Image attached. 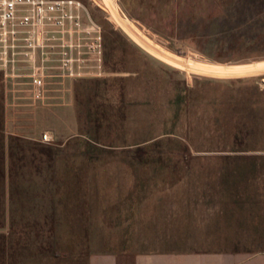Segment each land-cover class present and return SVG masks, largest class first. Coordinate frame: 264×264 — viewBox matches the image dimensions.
I'll use <instances>...</instances> for the list:
<instances>
[{
  "label": "rangeland",
  "instance_id": "obj_1",
  "mask_svg": "<svg viewBox=\"0 0 264 264\" xmlns=\"http://www.w3.org/2000/svg\"><path fill=\"white\" fill-rule=\"evenodd\" d=\"M82 1L106 74L44 104L57 145L5 128L0 73V264L264 251V0Z\"/></svg>",
  "mask_w": 264,
  "mask_h": 264
},
{
  "label": "built area",
  "instance_id": "obj_2",
  "mask_svg": "<svg viewBox=\"0 0 264 264\" xmlns=\"http://www.w3.org/2000/svg\"><path fill=\"white\" fill-rule=\"evenodd\" d=\"M0 73L15 99L61 102L68 82L105 76L104 27L82 0H0Z\"/></svg>",
  "mask_w": 264,
  "mask_h": 264
},
{
  "label": "crops",
  "instance_id": "obj_3",
  "mask_svg": "<svg viewBox=\"0 0 264 264\" xmlns=\"http://www.w3.org/2000/svg\"><path fill=\"white\" fill-rule=\"evenodd\" d=\"M106 8H110L112 2L103 0ZM232 69V68H231ZM250 69V68H249ZM252 70V69H251ZM101 79V78H100ZM92 80V79H84ZM77 81L68 82L66 85L69 92V111L74 110L76 101ZM68 95V93H67ZM4 118L5 128L11 135H18L34 140L40 137L47 129L62 135L56 122H61L64 112L62 106L51 107L41 103L31 105L24 100L15 99L7 93L4 85ZM73 108V109H72ZM255 183L258 196L264 199V157L255 161ZM263 187V190H260ZM260 202L264 203V200ZM88 264H264V251L245 253L241 251H217V252H143L134 256H122L113 252L93 253L88 258Z\"/></svg>",
  "mask_w": 264,
  "mask_h": 264
},
{
  "label": "trees",
  "instance_id": "obj_4",
  "mask_svg": "<svg viewBox=\"0 0 264 264\" xmlns=\"http://www.w3.org/2000/svg\"><path fill=\"white\" fill-rule=\"evenodd\" d=\"M52 146H53V145H52ZM52 146H51V147H52Z\"/></svg>",
  "mask_w": 264,
  "mask_h": 264
}]
</instances>
